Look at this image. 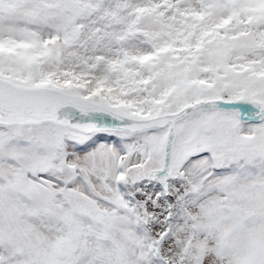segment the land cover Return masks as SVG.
<instances>
[{
	"label": "snow or ice",
	"instance_id": "1",
	"mask_svg": "<svg viewBox=\"0 0 264 264\" xmlns=\"http://www.w3.org/2000/svg\"><path fill=\"white\" fill-rule=\"evenodd\" d=\"M0 264H264V0H0Z\"/></svg>",
	"mask_w": 264,
	"mask_h": 264
}]
</instances>
